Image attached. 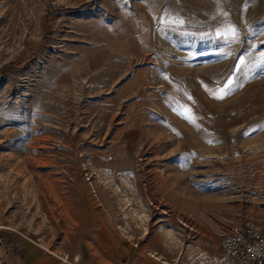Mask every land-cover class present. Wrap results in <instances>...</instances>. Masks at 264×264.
I'll return each instance as SVG.
<instances>
[{"label": "rangeland", "instance_id": "1", "mask_svg": "<svg viewBox=\"0 0 264 264\" xmlns=\"http://www.w3.org/2000/svg\"><path fill=\"white\" fill-rule=\"evenodd\" d=\"M142 1L0 0V264L90 262L92 198L170 228L179 264L264 230V0H156L145 58Z\"/></svg>", "mask_w": 264, "mask_h": 264}, {"label": "crops", "instance_id": "2", "mask_svg": "<svg viewBox=\"0 0 264 264\" xmlns=\"http://www.w3.org/2000/svg\"><path fill=\"white\" fill-rule=\"evenodd\" d=\"M136 9L135 17H132L130 23H124L125 32L121 30V33H124L126 37L125 42L131 40L135 42L140 48L138 49L139 55L145 58L142 51L144 41L149 39V32L152 31V19L158 18L161 12L162 19L168 20L174 6L168 4L161 11L158 9L156 0H147V2L142 1ZM125 42H118L120 48L131 49L126 47ZM114 55L126 58L128 55L131 57L135 54L118 52ZM106 57L111 56L107 54ZM141 67L143 63H140V69ZM105 199L107 198H92L96 200L97 205L90 200V204L88 202L87 205L80 206L82 214L90 216L83 217L82 222L87 226L90 225L87 235L82 238L84 244L89 247L90 255V262L84 264H179L172 262L173 256L166 239L171 236L170 228L167 226L162 228V225H158L162 229L159 231V227H153V221L147 220L144 214L140 215L138 210H135V214L140 216L136 218L135 215L132 218L134 212L132 208L121 207L115 216V211L103 201ZM214 253L219 255V247H215ZM25 260L28 264H65L41 257L32 251L26 253Z\"/></svg>", "mask_w": 264, "mask_h": 264}, {"label": "built area", "instance_id": "3", "mask_svg": "<svg viewBox=\"0 0 264 264\" xmlns=\"http://www.w3.org/2000/svg\"><path fill=\"white\" fill-rule=\"evenodd\" d=\"M36 246L53 254L38 243ZM218 247L223 264H264V230L234 224L220 236ZM53 255L67 262L64 257Z\"/></svg>", "mask_w": 264, "mask_h": 264}, {"label": "bare ground", "instance_id": "4", "mask_svg": "<svg viewBox=\"0 0 264 264\" xmlns=\"http://www.w3.org/2000/svg\"><path fill=\"white\" fill-rule=\"evenodd\" d=\"M52 253V252H51Z\"/></svg>", "mask_w": 264, "mask_h": 264}]
</instances>
